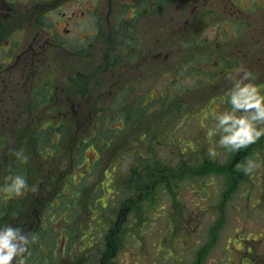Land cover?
<instances>
[{"label": "rangeland", "instance_id": "rangeland-1", "mask_svg": "<svg viewBox=\"0 0 264 264\" xmlns=\"http://www.w3.org/2000/svg\"><path fill=\"white\" fill-rule=\"evenodd\" d=\"M83 1L79 26L59 19L71 37L64 41L68 54L48 50L52 107H24L9 123L19 149L6 159L0 153V189L17 174L33 185L0 201V218L22 221L31 211L40 225L49 222L44 232L37 229V242L50 244L46 257L75 264H100L104 252L102 264H192L207 244L201 264H264V137L237 152L221 147L218 133L208 134L214 114L231 108L226 92L233 78L243 75L217 63L231 52L249 54L245 68L264 57V0L166 1L157 13L127 21L136 57L120 52L126 45L131 51L130 43L109 40L107 32L92 35V5L106 19L123 12L126 1ZM69 13L55 11L53 19ZM79 50L81 57L73 56ZM111 52L115 65L102 71ZM250 71L264 91V76ZM67 83L70 94L82 90L84 103L63 124L59 111L77 110L70 99L68 107L57 105L65 106L58 97L68 94L61 90ZM151 156L156 160L140 167V157ZM21 158V166H31L27 172L15 164ZM250 159L260 167L249 175L243 168ZM212 160L222 167L213 173L204 166ZM44 248L29 250L25 264H41Z\"/></svg>", "mask_w": 264, "mask_h": 264}, {"label": "flooded vegetation", "instance_id": "flooded-vegetation-1", "mask_svg": "<svg viewBox=\"0 0 264 264\" xmlns=\"http://www.w3.org/2000/svg\"><path fill=\"white\" fill-rule=\"evenodd\" d=\"M73 0H0V140L3 141L4 146H0V153H3L6 158L11 156V153L19 146L12 142L16 137L13 135L12 128H9L10 121L18 122L24 107H52L54 103V84L48 81V71L52 72L48 64V50L58 49L63 50L61 55H67L69 45L64 41L71 43V37L67 36V29H59V19L62 18L66 25L71 24L79 26L80 20L77 18V11H81L84 15L82 7L85 4L83 0H75L78 2L70 3ZM143 1V0H141ZM136 0H130L128 7L130 11H137L140 7L136 4ZM144 9L147 11L155 10L164 5L162 0H144ZM235 5L232 3V6ZM90 14L94 20L95 28L94 35L100 38L101 34V14L100 9L92 5ZM71 9L68 16L61 14L58 20H54V12L61 9ZM259 9V8H257ZM48 21L50 22L47 26ZM64 31L66 35L61 32ZM83 52L75 53L73 56L81 57ZM236 53V54H234ZM223 57L227 62L233 63L236 66L233 68L237 70L240 67L245 69L247 59H251L249 54L242 52H234ZM70 55V54H69ZM261 56H257L255 60H251L250 65H247V70L257 67V75L264 76V63L261 61ZM231 60V61H230ZM255 65V66H254ZM44 66V67H43ZM47 73V74H46ZM45 81L42 77L45 76ZM74 80V79H73ZM70 84V81H69ZM69 84L67 83L62 88V95L58 97L65 104L61 107H68L69 99L72 105L81 106L84 103V96L79 87L74 94L69 93ZM75 85H77L75 83ZM72 97V98H71ZM68 110L59 111V117L68 118ZM53 119L54 115H47ZM65 121V120H64ZM1 125H4L2 127ZM20 135L19 140L21 141ZM19 141V145H20ZM1 164L0 167H2ZM3 201V200H0ZM5 209V207H4ZM16 218V216H13ZM8 222V218H0V226L12 225L22 229L30 237L35 236L29 244V250L37 246H45L41 255V264H75L70 259L63 257L62 261L57 258H47L46 253L51 249L50 244L37 242L38 231L44 232L49 222L42 225L41 220L34 221L31 211L26 212L21 221ZM39 222V223H38ZM53 242V239H52ZM209 251V250H208ZM65 249L62 247L61 254L63 255ZM65 256V255H64ZM200 253L197 252L192 264H201L203 259L199 258ZM31 258V254L27 252L23 258V264L27 263ZM108 254L106 252L100 254V264L107 262ZM19 260V258H18ZM34 261L31 260V263ZM38 261H35L36 264ZM234 264H237L234 263Z\"/></svg>", "mask_w": 264, "mask_h": 264}, {"label": "clouds", "instance_id": "clouds-1", "mask_svg": "<svg viewBox=\"0 0 264 264\" xmlns=\"http://www.w3.org/2000/svg\"><path fill=\"white\" fill-rule=\"evenodd\" d=\"M237 72H243V75L233 78L232 87L226 92L231 108L214 114L215 127L209 130L208 134L218 133L217 143L221 147L238 152L264 137V91L250 79L252 77L250 70L240 67ZM211 154L216 155L214 149ZM17 155L21 156L22 153ZM258 167L260 165L250 159L243 171L250 175ZM8 179L10 182L0 191L7 198L22 196L28 188L25 177L17 174ZM34 239V235L30 237L19 227L0 226V264H23V258L29 251V244Z\"/></svg>", "mask_w": 264, "mask_h": 264}, {"label": "trees", "instance_id": "trees-1", "mask_svg": "<svg viewBox=\"0 0 264 264\" xmlns=\"http://www.w3.org/2000/svg\"><path fill=\"white\" fill-rule=\"evenodd\" d=\"M137 2H136V4H139L140 5V7L138 8V9H140V11H139V14H143L144 13V11H146L145 9H144V6H143V4L145 3L144 2V0L143 1H141V0H136ZM125 10L126 9H124V11L121 13V14H123V16H124V12H125ZM125 20H126V18L125 17H123V18H117V19H115V22H116V24L114 25V26H110V24L107 22V20H106V25L104 26V28L103 29H101V35H104V34H106V32L108 33V39L110 40V39H115L116 40V42L118 43V42H121V43H130V45H129V47H131L130 49H131V51H127V50H123V49H127V45L126 46H123V48L122 49H120V52L121 53H124V54H127L128 52H131V53H133V52H137V51H135L136 49H135V46L133 45V44H131V43H135V37H133V36H129L126 32H125V25L126 24H124L125 23ZM110 35L112 36V38L110 37ZM115 48H116V46H115ZM114 48V49H115ZM118 48V47H117ZM112 52H113V50H112ZM112 52L111 53H108L107 55H108V60L106 61V65H104L103 66V68H102V71H107L108 69H109V67L110 66H114L115 65V62H114V60L112 59V57H110L111 56V54H112ZM135 55V57H136V54H134ZM183 70H186L187 71V68H184ZM78 78H80V75H78ZM81 81L82 80H78L77 82H75L77 85H79V86H81V84L83 83H81ZM84 85V84H83ZM125 114V113H124ZM132 114V113H131ZM28 129H26V132L29 134V130H31V129H29L30 127L28 126L27 127ZM97 128L95 127V130H96ZM108 130L111 132L112 130H110V128L108 127ZM56 135V132H54V134H53V136H55ZM105 144H106V146H109L110 145V141H107V142H105ZM150 149V148H149ZM150 154V153H149ZM152 155H154V154H152ZM238 154H234V156H236L235 158H237L238 156H237ZM145 163H143L142 161H139V163H140V167H141V165H143V166H147V165H150L151 163H148V162H146V161H155L156 159L154 158V156H151V158H142V157H140ZM22 161H23V158L21 159V161L20 162H15V164L18 166V167H21L20 169H18V170H22L23 172H27L29 169H30V165H28L27 163H23V166H21V163H22ZM231 165V164H230ZM205 167H206V169L205 170H208V171H210L211 173H213L214 171H216V170H218V169H221L222 167H221V165L220 164H218L217 162H215L214 160H212V161H209V162H205V165H204ZM25 168V169H24ZM17 169V168H16ZM167 170H165V171H167L168 173H170L171 171H172V169H168V168H166ZM176 169H178V168H176ZM134 170H135V168H134ZM134 170H133V173H137V172H134ZM25 177V179H26V176H24ZM29 177V176H28ZM28 183H30V185H33V183H31L30 181H27ZM56 186V185H55ZM54 186V187H55ZM54 192H55V190H54ZM56 194H54V196H55ZM4 198H6V196L5 195H2ZM1 195H0V198L2 197ZM13 198H15V197H12V199ZM50 234V233H49ZM54 240V239H53ZM54 244V243H53ZM206 247V246H205ZM204 247V248H205ZM205 250H206V248H205Z\"/></svg>", "mask_w": 264, "mask_h": 264}]
</instances>
